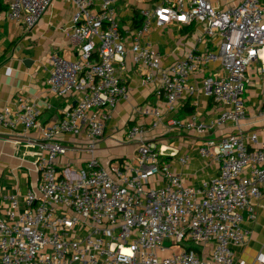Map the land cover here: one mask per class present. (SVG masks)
I'll use <instances>...</instances> for the list:
<instances>
[{
	"label": "built area",
	"instance_id": "2783aa9c",
	"mask_svg": "<svg viewBox=\"0 0 264 264\" xmlns=\"http://www.w3.org/2000/svg\"><path fill=\"white\" fill-rule=\"evenodd\" d=\"M2 1L8 18L28 31L54 0ZM117 1L68 0L75 7L70 40L78 59L52 54L47 88L75 101L58 120L41 125V109L23 95L0 108V125L22 128L25 145L36 149L40 174L25 195L4 198L0 264H245L234 261L232 248L248 240L244 212L254 219L255 202L264 195V141L242 133L251 71L263 80L264 117V0H151L140 9L139 29L133 22L121 25ZM168 25L200 31L183 58L163 66L161 53L145 38L150 28ZM129 57L170 111L199 94L219 105L213 119L201 120L195 112L169 122L196 134V154L219 165L215 177L188 185L170 159L188 165L193 153L179 155L147 138L150 128L164 124L157 106L146 111L148 127L140 123L127 131V140L138 144L135 163H100L95 152L106 123L129 97L117 70ZM217 64L219 72L212 70ZM205 70L213 73L197 78ZM227 124L235 132L210 136ZM32 129H39L38 138L27 135ZM81 132L84 143L61 140ZM78 151L89 155L79 168L59 165V156Z\"/></svg>",
	"mask_w": 264,
	"mask_h": 264
},
{
	"label": "crops",
	"instance_id": "0c3cea01",
	"mask_svg": "<svg viewBox=\"0 0 264 264\" xmlns=\"http://www.w3.org/2000/svg\"><path fill=\"white\" fill-rule=\"evenodd\" d=\"M3 1L0 2V108L11 104L19 95L25 96L41 109L39 123L48 125L61 116L63 109L74 104L72 97H59L47 88V79L52 69L51 55L59 54L70 60L78 59L77 51L71 46V18L75 7L68 0H54L53 4L43 14L38 24L32 30H26L11 21L6 10L3 11ZM151 5V0H118L116 10L121 25L127 26L134 22V15L140 9ZM7 6V5H6ZM190 26L168 25L160 29L150 28L145 41L152 43L162 55V65L167 66L177 59H181L196 44V37L200 31ZM203 50L206 47L198 45ZM216 67V68H215ZM220 71L215 65L212 70ZM117 70L125 79L130 93L128 99H121L113 111L112 117L106 123L105 135L98 142L95 155L104 166L110 164H134L138 153L136 141L126 138L127 131L136 124L149 126L151 117L146 111L159 107L164 114V124L157 128H150L147 138L176 148L179 155L186 152L193 153L188 165H181L177 158L170 159L172 168L179 173L188 185H200L202 180L211 179L218 173L219 165L196 154L200 140L193 131L175 129L169 122L174 119H185L184 105L186 99L180 100L174 111H170L164 99L153 94L154 86L145 84L138 66L129 57L125 65L117 64ZM202 71L197 78L213 73ZM10 71V72H9ZM206 72V73H203ZM250 82L244 94L247 119L243 122L242 133L245 137L257 133L258 140L264 141V117L259 116L263 101V80L249 72ZM192 105L200 114L201 120L215 118L220 110L219 105L211 99L199 94L192 97ZM235 132L231 124H227L214 134L216 137ZM23 129L13 131L0 125V208L5 207L4 198L11 194L25 195L31 188H35L39 180L36 169L35 148L25 145ZM27 135L38 138L39 129L30 130ZM17 140H23L17 142ZM66 144L86 142L85 133L67 134L61 137ZM172 143V144H170ZM196 146V147H195ZM88 154L81 151L59 156L60 166L70 165L79 168L88 158ZM264 189V188H263ZM255 218L250 219L248 212H244L243 226L249 237L245 244L233 247L234 261L245 264H264L260 257H264V195L255 202Z\"/></svg>",
	"mask_w": 264,
	"mask_h": 264
},
{
	"label": "trees",
	"instance_id": "16d2710c",
	"mask_svg": "<svg viewBox=\"0 0 264 264\" xmlns=\"http://www.w3.org/2000/svg\"><path fill=\"white\" fill-rule=\"evenodd\" d=\"M0 2L2 3V0H0ZM3 11L7 9L6 5H3ZM133 27L135 29H139L143 26L144 24V18L141 16V14L139 12L136 11L135 15H134V22H133ZM194 29V26H190L188 27V31L191 32V30ZM193 99L191 97L186 98V105H184V109H185V116H190L192 114H194L196 112V108L194 105H192Z\"/></svg>",
	"mask_w": 264,
	"mask_h": 264
},
{
	"label": "rangeland",
	"instance_id": "374dc122",
	"mask_svg": "<svg viewBox=\"0 0 264 264\" xmlns=\"http://www.w3.org/2000/svg\"><path fill=\"white\" fill-rule=\"evenodd\" d=\"M167 144H169V143H167ZM170 144H172V143H170ZM182 244V246H191V247H196V244L195 243H190V242H183V243H181Z\"/></svg>",
	"mask_w": 264,
	"mask_h": 264
}]
</instances>
